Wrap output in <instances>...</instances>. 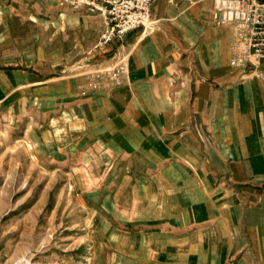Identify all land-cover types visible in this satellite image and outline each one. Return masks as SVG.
Returning <instances> with one entry per match:
<instances>
[{"label":"crops","instance_id":"1","mask_svg":"<svg viewBox=\"0 0 264 264\" xmlns=\"http://www.w3.org/2000/svg\"><path fill=\"white\" fill-rule=\"evenodd\" d=\"M18 1L0 0V27L16 3L45 8ZM46 1L100 38L101 16ZM151 18L153 29L107 43L119 45L103 63L21 83L41 105L25 141L83 186L71 196L88 264H264V78L230 66L234 26L214 19L213 0H154ZM117 61L122 83L88 89ZM12 86L0 80V103Z\"/></svg>","mask_w":264,"mask_h":264},{"label":"rangeland","instance_id":"2","mask_svg":"<svg viewBox=\"0 0 264 264\" xmlns=\"http://www.w3.org/2000/svg\"><path fill=\"white\" fill-rule=\"evenodd\" d=\"M42 1L41 11L16 3L13 21L0 27V80L14 85L9 101L0 103V264H88L86 217L71 196L83 186L68 184L69 170L48 167L40 157L43 146L26 143L27 125L38 129L41 105L20 84L101 64L119 42L98 45L100 38L73 28L65 17L59 21Z\"/></svg>","mask_w":264,"mask_h":264},{"label":"built area","instance_id":"3","mask_svg":"<svg viewBox=\"0 0 264 264\" xmlns=\"http://www.w3.org/2000/svg\"><path fill=\"white\" fill-rule=\"evenodd\" d=\"M73 9H84L101 16L104 24L98 45L122 40L137 28L153 29L151 8L154 0H49ZM213 17L219 24H233L234 36L229 64L246 68L264 78V0H213ZM127 64L117 61L95 73L88 89L122 83Z\"/></svg>","mask_w":264,"mask_h":264}]
</instances>
